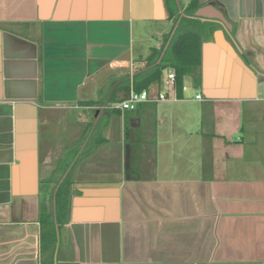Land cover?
<instances>
[{
    "label": "crops",
    "instance_id": "0c3cea01",
    "mask_svg": "<svg viewBox=\"0 0 264 264\" xmlns=\"http://www.w3.org/2000/svg\"><path fill=\"white\" fill-rule=\"evenodd\" d=\"M179 30L180 94L105 113ZM0 264H264V0H0Z\"/></svg>",
    "mask_w": 264,
    "mask_h": 264
},
{
    "label": "trees",
    "instance_id": "16d2710c",
    "mask_svg": "<svg viewBox=\"0 0 264 264\" xmlns=\"http://www.w3.org/2000/svg\"><path fill=\"white\" fill-rule=\"evenodd\" d=\"M197 45V36L191 30H187L183 33L180 32V30L175 31L170 42V46L161 58L159 65L155 64L154 66H150V64L159 55V51H153L154 53L147 63L149 68L145 71L135 74L132 80L125 78L123 81H121L110 95L104 108V112H117L119 109L114 108V104L124 100L131 90L135 92H141L144 90L146 91L151 83L158 82L160 80L162 71L165 68H172L174 70V89L177 95L180 94L184 76L187 74L195 75L194 71L199 65V51ZM194 80L198 81V78H194ZM84 103L85 105L97 104L96 101H87ZM68 182L69 181L66 177L59 185L55 193L54 212L58 224L62 222L67 212L68 188L70 185ZM54 188L55 186H51L48 194L46 195V199L41 201L40 211V222L44 223V221H47L46 224L50 226L49 229L45 230V233L43 232L42 246L45 247L48 245L52 248L56 240L55 231L53 228L52 208Z\"/></svg>",
    "mask_w": 264,
    "mask_h": 264
},
{
    "label": "built area",
    "instance_id": "2783aa9c",
    "mask_svg": "<svg viewBox=\"0 0 264 264\" xmlns=\"http://www.w3.org/2000/svg\"><path fill=\"white\" fill-rule=\"evenodd\" d=\"M166 82L169 87H174L173 73H169L167 75ZM196 97L200 98L199 95H197ZM165 99H167V95L165 93H159L156 96H150L145 90L141 92H135L131 90L124 100L114 104L113 107L119 110H134L136 106L141 102H158Z\"/></svg>",
    "mask_w": 264,
    "mask_h": 264
},
{
    "label": "water",
    "instance_id": "95a60500",
    "mask_svg": "<svg viewBox=\"0 0 264 264\" xmlns=\"http://www.w3.org/2000/svg\"><path fill=\"white\" fill-rule=\"evenodd\" d=\"M181 15H183V14H181ZM214 20H215V22H217L218 24L226 25V22H225L224 18H223L220 14L217 15V16L214 18ZM176 25H177V24H176ZM176 25H175V27H176ZM226 28H227V30H230L229 27L226 26ZM157 62H159V60H158ZM106 103H107V102H105V104H106ZM94 124H95V122H94ZM94 124H93V126H94ZM57 187H58V185H57Z\"/></svg>",
    "mask_w": 264,
    "mask_h": 264
},
{
    "label": "rangeland",
    "instance_id": "374dc122",
    "mask_svg": "<svg viewBox=\"0 0 264 264\" xmlns=\"http://www.w3.org/2000/svg\"><path fill=\"white\" fill-rule=\"evenodd\" d=\"M74 117H76V116H74ZM73 148H74V147H73ZM80 160H81V159H80ZM80 160H79V161H80Z\"/></svg>",
    "mask_w": 264,
    "mask_h": 264
}]
</instances>
